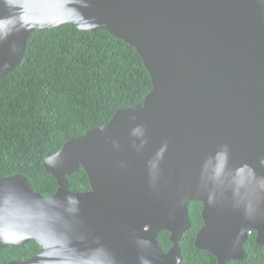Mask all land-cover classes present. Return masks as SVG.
I'll return each mask as SVG.
<instances>
[{
	"label": "water",
	"instance_id": "water-1",
	"mask_svg": "<svg viewBox=\"0 0 264 264\" xmlns=\"http://www.w3.org/2000/svg\"><path fill=\"white\" fill-rule=\"evenodd\" d=\"M65 24L130 44L152 87L46 154L54 193L0 179V251L40 245L2 264H181L192 201L195 246L219 264L243 260L252 232L264 244V0H0V77L35 30ZM81 168L87 191L68 179Z\"/></svg>",
	"mask_w": 264,
	"mask_h": 264
},
{
	"label": "trees",
	"instance_id": "trees-1",
	"mask_svg": "<svg viewBox=\"0 0 264 264\" xmlns=\"http://www.w3.org/2000/svg\"><path fill=\"white\" fill-rule=\"evenodd\" d=\"M151 87V75L136 49L104 29L65 24L35 30L21 63L0 77V179L24 174L35 191L54 193L57 180L44 167L46 154L107 123L118 109L144 99ZM68 179L73 190L90 189L82 168ZM202 206L200 201L189 205L191 227L180 241L181 264H219L212 253L195 246L203 226ZM158 239L164 251L172 246L168 231ZM39 248L34 239L9 245L0 251V264L27 258ZM245 249L243 260L225 264H264V244L256 241V232Z\"/></svg>",
	"mask_w": 264,
	"mask_h": 264
},
{
	"label": "flooded vegetation",
	"instance_id": "flooded-vegetation-1",
	"mask_svg": "<svg viewBox=\"0 0 264 264\" xmlns=\"http://www.w3.org/2000/svg\"><path fill=\"white\" fill-rule=\"evenodd\" d=\"M181 240H182V239H181ZM171 247H172V246H171ZM171 247H170V248H171ZM180 247H181V246H180ZM181 252H182V249H181ZM182 257H183V256H182ZM182 260H183V259H182ZM181 263H182V262H181Z\"/></svg>",
	"mask_w": 264,
	"mask_h": 264
}]
</instances>
